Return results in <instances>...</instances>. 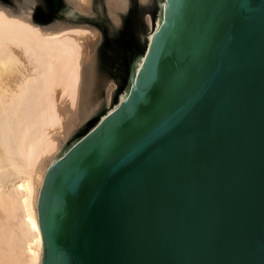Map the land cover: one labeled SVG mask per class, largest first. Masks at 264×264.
Returning a JSON list of instances; mask_svg holds the SVG:
<instances>
[{"label": "water", "instance_id": "water-1", "mask_svg": "<svg viewBox=\"0 0 264 264\" xmlns=\"http://www.w3.org/2000/svg\"><path fill=\"white\" fill-rule=\"evenodd\" d=\"M157 14L125 98L48 169L41 264H264V0Z\"/></svg>", "mask_w": 264, "mask_h": 264}, {"label": "bare ground", "instance_id": "bare-ground-1", "mask_svg": "<svg viewBox=\"0 0 264 264\" xmlns=\"http://www.w3.org/2000/svg\"><path fill=\"white\" fill-rule=\"evenodd\" d=\"M35 1L0 0V264H41L38 198L49 167L81 124L103 106L101 117L108 114L127 94L124 87L110 104L115 85L96 64L98 33L68 19L78 13L85 20L95 1L63 0L68 18L48 24L34 18ZM101 3L109 24L119 25L128 0ZM160 22L159 14L144 18L146 47Z\"/></svg>", "mask_w": 264, "mask_h": 264}, {"label": "rangeland", "instance_id": "rangeland-1", "mask_svg": "<svg viewBox=\"0 0 264 264\" xmlns=\"http://www.w3.org/2000/svg\"><path fill=\"white\" fill-rule=\"evenodd\" d=\"M8 4H13L14 0H4ZM35 1V0H34ZM95 6L93 13L80 19L79 15L74 13L73 17L66 16L68 9L63 0H39L35 1L32 6L34 18L42 24H48L54 20H62L64 17L75 20L73 23L87 25L98 33V44L96 48V64L100 74L106 81H112L115 85L110 104H114L117 96L122 93L121 89L124 84L129 62L133 55L139 50V43L144 38L146 27L144 18L153 16L155 11V0H148L146 4L138 0H128V8L121 16L119 25L112 26L105 19L108 15L105 12L101 0H94ZM97 1V2H96ZM73 18V19H72ZM110 21V19H109ZM111 22V21H110ZM112 23V22H111ZM113 24V23H112ZM102 90V89H101ZM120 90V92H119ZM105 110L103 106L96 114L90 117L86 122L81 124L69 137L65 145L70 144L76 138L89 128L96 115ZM103 110V111H104Z\"/></svg>", "mask_w": 264, "mask_h": 264}]
</instances>
